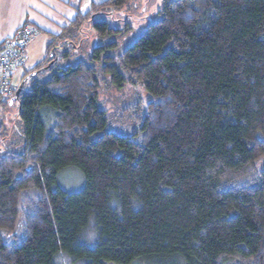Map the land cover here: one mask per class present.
<instances>
[{"label": "trees", "instance_id": "16d2710c", "mask_svg": "<svg viewBox=\"0 0 264 264\" xmlns=\"http://www.w3.org/2000/svg\"><path fill=\"white\" fill-rule=\"evenodd\" d=\"M128 2L91 3L72 25ZM58 40L22 75L46 67L15 90L2 136L0 264H264V0H162L121 54L93 50L97 67L60 66ZM128 84L149 97L141 143L99 107L101 86Z\"/></svg>", "mask_w": 264, "mask_h": 264}, {"label": "rangeland", "instance_id": "374dc122", "mask_svg": "<svg viewBox=\"0 0 264 264\" xmlns=\"http://www.w3.org/2000/svg\"><path fill=\"white\" fill-rule=\"evenodd\" d=\"M71 1L79 0H29L30 6L22 11L24 1L20 0L21 11L18 16L11 18L3 15L0 18V30L13 27L19 21L37 30V35L28 48V58L24 66L14 72L12 83L16 89L25 71L45 57L46 44L52 35L59 37L58 44L62 46V50L68 49L71 53L70 58L65 62L60 60V66L81 60L97 67L101 64H95L94 60L90 61L94 54L93 50L105 46L107 55L121 54L143 34L150 23L154 22L162 0H129L123 9L100 12L77 26L72 25L77 10L70 5ZM81 1L82 5H87L84 11L86 12L91 3L99 4L105 0ZM75 8L77 9V6ZM101 21L107 22L108 28L116 30L115 33L100 35L94 24ZM62 50L57 51L59 55ZM46 76H49V72ZM43 77L45 75H41V78ZM6 101L8 108L5 111L0 108V140L4 134L9 133L10 127H15L16 122L17 106L14 104V99L10 98ZM148 102L149 97L140 85L128 84L120 89L103 85L99 93V107L106 112L108 120L107 130L120 136L131 137L138 143H141V137L138 135L140 124L135 115L139 112L143 116ZM6 140L8 139H2L0 145L4 147L8 144ZM257 169L264 170V159L257 164ZM77 173H66L61 177V186L66 191L75 192L81 188L82 178Z\"/></svg>", "mask_w": 264, "mask_h": 264}, {"label": "built area", "instance_id": "2783aa9c", "mask_svg": "<svg viewBox=\"0 0 264 264\" xmlns=\"http://www.w3.org/2000/svg\"><path fill=\"white\" fill-rule=\"evenodd\" d=\"M36 35V29L24 24L3 42L0 48V98H13L16 90L12 83L14 72L25 64L28 48Z\"/></svg>", "mask_w": 264, "mask_h": 264}, {"label": "crops", "instance_id": "0c3cea01", "mask_svg": "<svg viewBox=\"0 0 264 264\" xmlns=\"http://www.w3.org/2000/svg\"><path fill=\"white\" fill-rule=\"evenodd\" d=\"M24 3L22 5V11L26 10L30 5H29V0H23ZM20 0H0V18L3 17V15H6V17H11L13 18L14 16H18V14L21 11V6H20ZM70 5L74 7L75 10L78 12H84L85 9H87V5L83 4L82 1H71ZM77 6V9L75 8ZM23 24L19 21L17 25L10 27L8 29H3L0 30V48L3 44V42L12 37L15 31L21 27ZM28 58V55H27ZM24 66V65H23ZM30 66L29 68H31Z\"/></svg>", "mask_w": 264, "mask_h": 264}, {"label": "water", "instance_id": "95a60500", "mask_svg": "<svg viewBox=\"0 0 264 264\" xmlns=\"http://www.w3.org/2000/svg\"><path fill=\"white\" fill-rule=\"evenodd\" d=\"M54 53H55L54 50H52V51L50 52V54H49V58H52L53 55H54ZM45 69H46V67H45V68H42V69H40V70H38V71H35V72L29 74L28 76L24 77V78L21 80V82L19 83V85H18V87H17V89H16L15 98L18 97V95L22 92L23 87H24V85H25V83H26L27 81H29L31 78L35 77L38 73H40V72H44Z\"/></svg>", "mask_w": 264, "mask_h": 264}]
</instances>
